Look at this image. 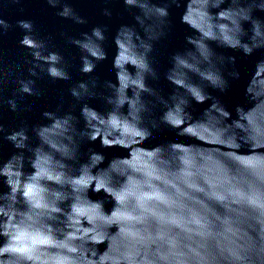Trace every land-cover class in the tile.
Returning a JSON list of instances; mask_svg holds the SVG:
<instances>
[{
  "label": "clouds",
  "instance_id": "9594fccd",
  "mask_svg": "<svg viewBox=\"0 0 264 264\" xmlns=\"http://www.w3.org/2000/svg\"><path fill=\"white\" fill-rule=\"evenodd\" d=\"M182 2L124 0L128 8L138 10L135 19L144 35L128 26L118 30L114 41L120 40V55L113 61L116 82L101 85L93 75L107 59L105 28L95 27L79 38L61 33L66 44L79 49V71L87 77L67 90L81 103L80 116L62 111L63 105H59L42 113L47 125L22 124L3 136L18 151L0 164V170L10 163L23 175L0 171V180L9 188L0 193V264H264V82L257 80L251 92L247 86L246 94L255 108L243 131L234 126L230 113L227 117L222 114L221 110L228 111L207 91L225 92L229 87L226 65L235 63V57L218 54L213 43L245 55L264 49V19L254 15L264 12V0H187L182 21L197 35L187 37L191 48L171 56L165 79L175 90L165 98L150 83L160 78L152 53L155 42L170 27L171 6L179 7ZM14 3L23 12V0ZM46 3L59 9L57 16L86 23L64 0ZM104 14L110 15L107 10ZM17 29L19 46L26 49V77L19 63L2 67L3 38ZM262 64L264 60L257 66ZM72 68L53 37L43 36L33 20L13 23L0 17V107L6 104L12 112L19 111V102L26 96L43 95L38 80L70 82ZM228 75L239 78L234 70ZM9 80L17 87L13 97L5 99L3 86ZM97 97L105 101L107 111L89 106L87 101ZM209 100L210 107L199 119L194 118L189 110L192 103ZM213 104L217 108L209 111ZM158 106L163 111L156 117ZM97 116L108 140L143 138L140 146L144 147L166 125L178 135H203L214 143L192 144L185 150L170 143L137 153L131 161L114 158L107 164L103 154L90 151L82 160V144L99 139L93 138V125L97 124L93 117ZM81 119L83 128L79 127ZM5 133L0 123V134ZM33 137L38 141L35 145ZM230 140L241 145L239 151L248 154L247 158L201 151ZM96 159L101 163L95 164ZM210 159L220 160L231 179L209 180L210 187L199 186L206 179L204 166ZM225 159L231 164L223 163ZM117 160L122 163L114 169ZM25 164L33 171L26 172ZM98 183L99 191L104 186L111 190V210L103 200L89 195L98 191ZM197 193L208 197L207 207L199 206ZM79 222H87L91 231L67 227Z\"/></svg>",
  "mask_w": 264,
  "mask_h": 264
},
{
  "label": "water",
  "instance_id": "95a60500",
  "mask_svg": "<svg viewBox=\"0 0 264 264\" xmlns=\"http://www.w3.org/2000/svg\"><path fill=\"white\" fill-rule=\"evenodd\" d=\"M68 3L75 12L82 17L86 23L76 24L71 20L63 19L56 15L58 8H51L46 3V0H23V12L20 11L14 3V0H0V17L6 16L11 19L13 23L17 19H31L35 22L38 31L43 36L53 37L54 43L63 51L65 57L72 63L71 69L72 80L70 82L53 81L48 78H44L37 81L38 87L43 91V95L39 98L26 96L20 103V110L12 112L5 104L0 107V123H2L6 129L5 134H0V164L8 161L18 150L14 148L13 144L4 139L3 136L7 133L20 127L22 124H27L29 127L36 125H47L49 121L42 115L44 111H54L57 106L63 105L62 111H71L74 115L80 116L81 103L73 100L68 95V88L71 84L77 81L87 79L79 71L80 68V51L78 48L68 45L65 42V38L61 36V33H66L69 36L79 38L81 33H90L93 28L101 27L106 29L107 39L104 42V47L107 52V59L100 62L93 73L98 77L101 85L105 81L116 82V72L113 67L114 57L119 58L120 55V40L117 37L118 30L122 26L133 27L136 31L143 36V30L136 22V15L138 10L134 8H128L124 0H64ZM156 4H164L166 0H152ZM187 0H183L179 7L173 5L170 8V27L167 29V34L154 44V52L152 53L156 70L159 74V80L150 81L153 87L157 88L162 96L167 98L175 89L165 79V74L171 68V56L176 52H183L184 50L191 48L192 46L187 43V37L197 35L194 29L191 28L187 22L182 21V15L185 12V4ZM7 3L8 6L5 7ZM226 2L224 7H227ZM107 10L110 15H105ZM215 11V10H214ZM255 16L264 19V12L256 11ZM247 29L249 25L244 24ZM20 32L19 29L10 33L3 38V51L5 64L3 68H7L10 65L19 63L21 64L20 71L24 76H27V65L23 63V53L26 49L19 46ZM218 54L225 57H235L234 64H228L225 68V76L229 80V87L225 92H219L212 88H208L207 91L212 97L217 99L219 103L228 111L222 114L227 117L230 113L232 119H234V126L241 131L245 129L246 123L251 120V113L255 108L254 103L250 100L246 94L248 86V92L252 91V85L257 80L264 82V64H257L264 60V49L254 51L251 55H245L241 51H234L228 48L218 47L216 44L211 45ZM134 71V69H131ZM236 71L239 73V78L234 79L228 75L229 72ZM194 80L198 81V78L193 76ZM16 85L11 81H7L3 86V96L5 99L12 98L13 93L16 90ZM89 106L96 109L99 112L107 111L108 106L105 101L100 98H93L87 101ZM212 101L209 100L206 103L193 102L189 109L192 116L199 119L203 112L208 109ZM238 107H243L248 110L247 113L243 112ZM217 106L215 104L209 109V111L215 110ZM162 106H158L154 110V115L159 117L162 114ZM238 117V118H237ZM97 120V124L93 125L95 129L93 131V138L99 137L95 142H84L81 146L82 160H86L90 151L101 153L105 157V164L114 158H122L123 160H132V157L137 153H147L153 151L152 148L156 146H166L170 143L176 144L177 150H185L192 144L201 143V145H207L214 143L209 137L203 135H197L195 138L189 136L178 135L177 130L170 128L166 125H162L159 130L153 133L152 138L143 144V138L135 141L123 142L120 138L108 140V136L102 133L99 124L102 120L97 117H93ZM243 121V123H242ZM80 128L84 127V122L81 119ZM197 139V140H196ZM108 140L107 145L103 146L104 141ZM199 140V141H198ZM32 144L35 145L38 141L33 137ZM241 145L235 140H230L228 143L216 144L212 148L203 147L202 152L218 153L222 157L232 159H245L246 153L239 151ZM127 150V151H126ZM27 155V153H26ZM95 164L101 163V159H96ZM122 161L117 160L112 165L114 169L120 168ZM225 164H231V160L225 159ZM205 171L203 173L206 179L199 186L208 185V181L213 183L218 180H230L231 177L224 173L220 160L210 159L205 164ZM4 175H23L22 172L13 169L12 165L6 164L5 167L0 170ZM25 171L31 172L33 169L25 164ZM210 187V185H208ZM100 183L97 184L98 191L89 195L93 200H103L105 207L111 210L113 203L109 196H111V190L104 186L102 191H99ZM9 188L6 184L0 180V193H6ZM197 201L200 207H207L209 200L204 194L197 193ZM12 219L11 216L8 217ZM69 228H75L77 231L82 230L83 233L91 231L87 222H79L67 225ZM103 248V245H101Z\"/></svg>",
  "mask_w": 264,
  "mask_h": 264
}]
</instances>
